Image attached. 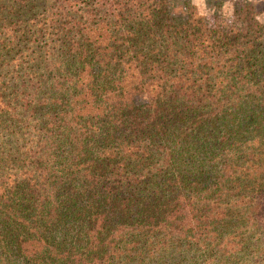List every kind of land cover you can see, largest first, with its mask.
<instances>
[{
    "label": "trees",
    "instance_id": "obj_1",
    "mask_svg": "<svg viewBox=\"0 0 264 264\" xmlns=\"http://www.w3.org/2000/svg\"><path fill=\"white\" fill-rule=\"evenodd\" d=\"M204 2L0 0V264H264V1Z\"/></svg>",
    "mask_w": 264,
    "mask_h": 264
},
{
    "label": "rangeland",
    "instance_id": "obj_2",
    "mask_svg": "<svg viewBox=\"0 0 264 264\" xmlns=\"http://www.w3.org/2000/svg\"><path fill=\"white\" fill-rule=\"evenodd\" d=\"M192 2L193 5H195L199 11L201 13H203L204 15H206L207 17V23L208 24H212L213 21H212V18H211V15H212V12L214 10H209L206 9V6H205V2L204 0H190ZM250 1H256V0H250ZM264 1V0H263ZM220 11H217V13H219ZM221 19L224 23H227L228 21H230L231 19V14H232V5L230 2H226L222 9H221ZM262 18H264V13L262 14L261 16Z\"/></svg>",
    "mask_w": 264,
    "mask_h": 264
},
{
    "label": "clouds",
    "instance_id": "obj_3",
    "mask_svg": "<svg viewBox=\"0 0 264 264\" xmlns=\"http://www.w3.org/2000/svg\"><path fill=\"white\" fill-rule=\"evenodd\" d=\"M256 19H257L258 21H260L261 23H264V18H262V17H260V16H257Z\"/></svg>",
    "mask_w": 264,
    "mask_h": 264
}]
</instances>
